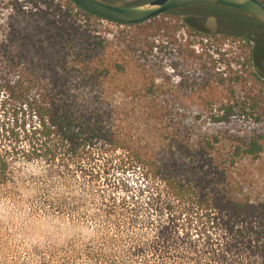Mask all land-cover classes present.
Wrapping results in <instances>:
<instances>
[{"label":"trees","instance_id":"trees-1","mask_svg":"<svg viewBox=\"0 0 264 264\" xmlns=\"http://www.w3.org/2000/svg\"><path fill=\"white\" fill-rule=\"evenodd\" d=\"M158 17L125 25L71 0H0V186L16 164L43 165L39 209L69 218L53 232L69 237L65 264H264V132L233 131L232 107L213 113L203 98L194 135L165 98L169 80H123L161 59L158 34L174 40L149 26ZM199 46L186 67L216 86L261 79L245 50Z\"/></svg>","mask_w":264,"mask_h":264},{"label":"rangeland","instance_id":"rangeland-1","mask_svg":"<svg viewBox=\"0 0 264 264\" xmlns=\"http://www.w3.org/2000/svg\"><path fill=\"white\" fill-rule=\"evenodd\" d=\"M100 1L116 6H134L151 0ZM260 1L264 3V0ZM159 16L149 22V26L167 24L170 27L169 36L174 40L159 43L161 38L158 34L157 43L153 42L157 47L153 50L154 55L161 59L153 60L144 70L129 72L123 80H169L165 98L179 120L186 117L191 119L189 132L194 135L203 131L204 127L206 129L198 119L202 115L198 104L203 98L212 100L213 113L218 112L222 105L232 107L235 117L230 128L233 131L250 129L264 132V118L259 125H247L243 122L247 117L250 122L252 117H264V24L236 10L208 4L191 5ZM131 30H135V33L139 31ZM150 32L153 34L152 29H149ZM193 35H198V38ZM209 37H215L218 45L232 55L241 54L245 50V55H250L249 60L251 59L248 72H256L261 79L240 80L232 88L231 80H223L220 87L216 86L218 76L208 70H189L187 64L198 63L194 55L199 53L196 50H201L200 39ZM169 41L172 43L166 45ZM170 50L173 56L169 58L164 54ZM191 51L196 54L193 55ZM134 66L132 64V68ZM192 80L198 84V80H209L212 87L203 90L202 85H194ZM255 101L257 105H254ZM207 110L209 111L208 108ZM14 166V175L9 183L0 186V264H65L62 256L70 250L69 237L61 235V232L54 235L53 232H56L57 223L65 225L69 218L59 216L57 221L51 211L42 212L39 209L49 186L42 182L45 180V175L41 174L43 165L20 163ZM66 232L68 233L67 230ZM70 232L77 231L74 229ZM74 239L78 240L74 242V248L79 247L78 244H84V239ZM83 259L78 257L73 261L69 260L67 264H86Z\"/></svg>","mask_w":264,"mask_h":264},{"label":"water","instance_id":"water-1","mask_svg":"<svg viewBox=\"0 0 264 264\" xmlns=\"http://www.w3.org/2000/svg\"><path fill=\"white\" fill-rule=\"evenodd\" d=\"M85 12L103 20L137 25L191 5L208 4L241 12L264 24V4L258 0H151L134 6H116L99 0H71Z\"/></svg>","mask_w":264,"mask_h":264},{"label":"flooded vegetation","instance_id":"flooded-vegetation-1","mask_svg":"<svg viewBox=\"0 0 264 264\" xmlns=\"http://www.w3.org/2000/svg\"><path fill=\"white\" fill-rule=\"evenodd\" d=\"M258 1H260V0H258ZM261 3H262V1H260ZM262 4H264V3H262ZM255 20V19H254ZM257 21V20H256ZM259 22V21H258ZM261 23V22H260ZM263 24V23H262Z\"/></svg>","mask_w":264,"mask_h":264}]
</instances>
